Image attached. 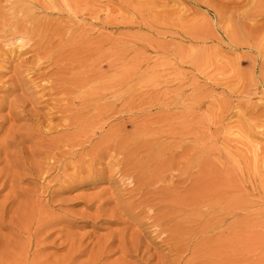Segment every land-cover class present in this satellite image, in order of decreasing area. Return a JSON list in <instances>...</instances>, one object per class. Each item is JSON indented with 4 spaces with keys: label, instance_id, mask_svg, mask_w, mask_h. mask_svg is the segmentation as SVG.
Returning <instances> with one entry per match:
<instances>
[{
    "label": "rangeland",
    "instance_id": "rangeland-1",
    "mask_svg": "<svg viewBox=\"0 0 264 264\" xmlns=\"http://www.w3.org/2000/svg\"><path fill=\"white\" fill-rule=\"evenodd\" d=\"M208 1L0 0V264H264V16Z\"/></svg>",
    "mask_w": 264,
    "mask_h": 264
},
{
    "label": "bare ground",
    "instance_id": "bare-ground-1",
    "mask_svg": "<svg viewBox=\"0 0 264 264\" xmlns=\"http://www.w3.org/2000/svg\"><path fill=\"white\" fill-rule=\"evenodd\" d=\"M209 1H210V0H209ZM209 1H208V2H209ZM215 1H216V0H215ZM215 1H214V3H215ZM221 1H222V0H221ZM224 1H226V0H224ZM228 1H229V0H228ZM208 2H207V3H208ZM210 2H211V1H210ZM232 2H233V3H236V5L233 4L235 7L232 8V9L235 8L236 16H237V13L242 12V11H243V8H244V7H242V11L236 12V9H237L236 7H238V9H239L240 2L244 3V5H246V6H245V10H246V11H247L248 9H251V11H250V15H252V16H255V15H256V16H258V15H261V16H262V15H263V16H264V0H232ZM211 3L214 4L213 1H212ZM211 3H210V4H211ZM216 3H218V2L216 1ZM222 3H223V1L220 2L221 5H223ZM224 3L226 4V2H224ZM218 4H219V3H218ZM228 4H229V2H228ZM229 5L231 6L232 3L229 4ZM207 6H208V4H207ZM225 6H226L225 9H226L227 12H228L229 9L227 8V5H225ZM241 6H243V4H242ZM215 7H216V6H215ZM217 7H218V6H217ZM221 7H222V6H221ZM223 7H224V6H223ZM223 7H222V8H223ZM232 9H231V10H232ZM214 10H217V9L215 8ZM220 10H221V8H220ZM222 10H223V9H222ZM231 10H230V11H231ZM245 10H244V12H245ZM224 11H225V10H224ZM216 12H217V11H216ZM225 12H226V11H225ZM244 12H243V14H244ZM233 13H234V12H233ZM233 13H232V14H233ZM232 14H231V15H232ZM240 14H241V13H240ZM232 16H233V15H232ZM232 16H231V17H232ZM243 17H244V19H248V20H249V19H252V18H250L249 15H244ZM236 18H237V17H236ZM233 19H234V17H233ZM234 20H235V19H234ZM236 21H238V18H237ZM245 28H247V27H244V26H243V31H244ZM239 29H240V28H239ZM248 29H249V28H248ZM251 29H253V31H251V32H253V33L255 34V32H256L257 29H256V30H255V28H251ZM240 30H241V29H240ZM246 31H247V30H246ZM249 31H250V30H249ZM254 31H255V32H254ZM251 32L248 33V32L237 31L236 34L234 35V40H233V42L238 43V44L240 43L239 45L236 44V45H238L239 47H240V45H242L243 47L246 46V45H247V47L252 46V45H251V44L253 43L252 41L255 40L257 37L254 38L253 36H255V35L252 36L253 33H251ZM263 32H264V31H263ZM258 34H260V31H258ZM263 34H264V33H263ZM256 36H257V32H256ZM227 38L229 39L228 36H227ZM260 38H261V37H260ZM260 38H258V40H260ZM263 39H264V38H263ZM263 39H262V40H263ZM260 41H261V40H260ZM228 42H229V41H228ZM258 42H259V41H258ZM229 43H231V42H229ZM261 43H262V42H260V44H261ZM231 44H232V43H231ZM233 44H234V43H233ZM233 44H232V45H233ZM243 44H245V45H243ZM258 44H259V43H258ZM260 44H259V45H260ZM263 45H264V44H263ZM233 46H235V45H233ZM20 47H22V46L20 45ZM243 47H242V48H243ZM262 48H263V47H262ZM19 49H20V48H19ZM263 51H264V50H263ZM194 54H197V53L194 52ZM192 55H193V54H192ZM192 55H190V56L192 57ZM190 56L188 55V57H189V61H190V59H191ZM216 56H218V55H216ZM196 57H197V56L194 55V59H195V60H196ZM199 57H200V56H199ZM216 58L220 59L221 57L219 58V56H218V57H216ZM198 60H200V58H198ZM201 60H202V59H201ZM192 61H194V60H192ZM219 61H220V60H218V62H219ZM218 62H217V63H218ZM215 63H216V61H215ZM184 84H185V83H184ZM203 95H204V94H203ZM203 95L201 96L202 98L207 97V95H206V96L204 95V97H203ZM215 99H216V98H215ZM219 101H220V100H219ZM213 102L216 103L215 100H214ZM217 102H218V101H217ZM223 102H224V101H223ZM221 103H222V101H221ZM221 103H220V104H221ZM224 103H225V102H224ZM224 103H222L223 107H222V105H221V107H222L221 109H220V107H218V105L216 104L217 107H218V109L220 110L219 112H220V114H221L222 116H223L224 113H225L224 115H226V113H228V112H227L228 110L226 109V110H227V111H226V110H225V107L231 106V104H229V103H227V102H226L227 104L225 103L226 105H225ZM228 104H229V105H228ZM227 105H228V106H227ZM214 106H215V104H214ZM215 107H216V106H215ZM223 108H224V109H223ZM231 108H232V107H231ZM228 109H230V107H229ZM231 110H232V109H230L229 111L231 112ZM243 112H244V111H243ZM244 113H245V112H244ZM244 113H243V114H244ZM228 114H229V113H228ZM167 117H168V116H167ZM171 118H172V117H171ZM224 118H225V117H224ZM169 119H170V118H169ZM169 119H168V120H169ZM246 124H247V123H246ZM248 125H249V123H248ZM250 126H251V124H250L248 127H250ZM255 145H256V144H254V146H253L252 148L256 147ZM257 146H260V145H257ZM207 148H208V147H207ZM258 148H260V147H258ZM260 149H261V148H260ZM260 149H259V150H260ZM252 150H253V149H252ZM254 150H256V149H254ZM260 151H261V150H260ZM251 152H252V151H251ZM256 152H257V151H256ZM258 152H259V151H258ZM258 152H257V153H258ZM259 153L262 154L263 151H262V152H259ZM263 154H264V153H263ZM257 156H258V154H257ZM260 156H261L262 158H261V160H259V162L256 161V160L254 159V161H255L257 164L254 166V168L251 169V172H249V171H250V168L248 167V170H249V171L247 170L248 173L245 175V176H246L245 178H264V159H263L264 156L259 155V157H260ZM255 158L257 159V157H255ZM257 160H258V159H257ZM249 163H250V162H249ZM221 172L226 173L225 171H221ZM214 173H215V172H214ZM216 173H217V172H216ZM244 174H245V172H244ZM215 175H216V174H215ZM217 175H219V172H218ZM241 175H242V177H243V174H241ZM239 176H240V175H239ZM239 176H238V177H239ZM212 177H213V176H212ZM238 177H237V178H238ZM217 178H218V177H217ZM219 178H220V176H219ZM221 178H222V175H221ZM223 178H226L225 175H224ZM226 189H228V188H226ZM224 191H226V190L224 189ZM227 193H228V190H227ZM227 193L225 192V195H226ZM220 196H221V195H220ZM223 197H225V196H223ZM227 197H228V196H226V198H227ZM228 198H231V196H229ZM227 200H228V199H227ZM263 208H264V206H263ZM259 211H260V210H259ZM259 211H258V212H259ZM253 231H254V230H253ZM257 231H259V229H258ZM259 232H260V231H259ZM243 233H244V232H243ZM245 235H246V234H245Z\"/></svg>",
    "mask_w": 264,
    "mask_h": 264
}]
</instances>
